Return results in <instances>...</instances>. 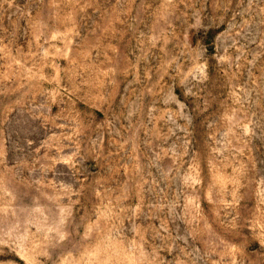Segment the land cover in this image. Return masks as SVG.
Returning <instances> with one entry per match:
<instances>
[{"label":"rangeland","instance_id":"1","mask_svg":"<svg viewBox=\"0 0 264 264\" xmlns=\"http://www.w3.org/2000/svg\"><path fill=\"white\" fill-rule=\"evenodd\" d=\"M0 264H264V0H0Z\"/></svg>","mask_w":264,"mask_h":264}]
</instances>
